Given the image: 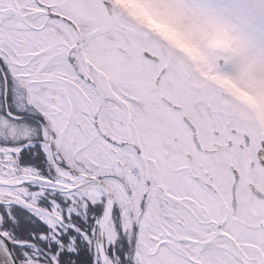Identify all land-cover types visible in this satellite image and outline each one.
Instances as JSON below:
<instances>
[{"label": "snow or ice", "instance_id": "6c2138e0", "mask_svg": "<svg viewBox=\"0 0 264 264\" xmlns=\"http://www.w3.org/2000/svg\"><path fill=\"white\" fill-rule=\"evenodd\" d=\"M0 264H264V0H0Z\"/></svg>", "mask_w": 264, "mask_h": 264}]
</instances>
